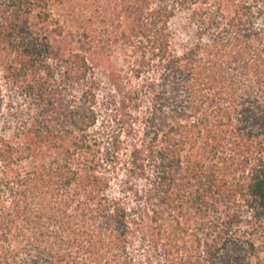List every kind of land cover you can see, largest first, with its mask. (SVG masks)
<instances>
[{"label":"trees","instance_id":"trees-1","mask_svg":"<svg viewBox=\"0 0 264 264\" xmlns=\"http://www.w3.org/2000/svg\"><path fill=\"white\" fill-rule=\"evenodd\" d=\"M0 264H264V0H0Z\"/></svg>","mask_w":264,"mask_h":264}]
</instances>
